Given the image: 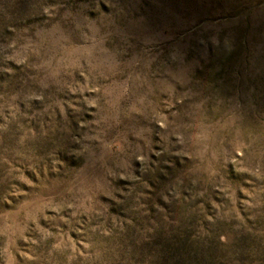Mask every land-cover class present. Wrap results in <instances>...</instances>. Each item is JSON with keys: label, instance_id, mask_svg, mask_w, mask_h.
<instances>
[{"label": "rangeland", "instance_id": "374dc122", "mask_svg": "<svg viewBox=\"0 0 264 264\" xmlns=\"http://www.w3.org/2000/svg\"><path fill=\"white\" fill-rule=\"evenodd\" d=\"M0 264H264V0H0Z\"/></svg>", "mask_w": 264, "mask_h": 264}]
</instances>
